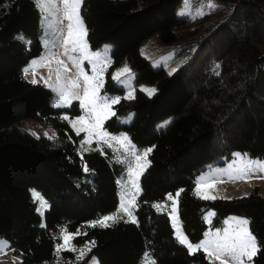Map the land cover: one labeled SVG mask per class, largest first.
I'll use <instances>...</instances> for the list:
<instances>
[{
  "label": "trees",
  "instance_id": "trees-1",
  "mask_svg": "<svg viewBox=\"0 0 264 264\" xmlns=\"http://www.w3.org/2000/svg\"><path fill=\"white\" fill-rule=\"evenodd\" d=\"M80 12L90 49L110 45L100 95L120 97L102 128L125 133L133 152L83 143L64 118L80 115L78 103L52 107L51 91L24 78V66L42 52L40 12L33 0H0V239L19 264H89L93 257L97 264H210L201 250L180 245L166 213L154 208L179 192L177 216L189 242L202 238L208 211L211 228L242 217L259 247L251 264H264V191L252 187L231 199L193 193L196 177L233 153L264 159V0H83ZM154 38L165 47L151 64L140 49ZM121 66L134 85L155 92L135 89L124 99L110 78ZM25 121L53 136H34L20 128ZM148 148L132 223L118 211L119 191L125 196L134 158ZM113 214L121 218L108 227L91 226ZM63 229L80 233L71 244L85 250L81 259L79 251L55 255Z\"/></svg>",
  "mask_w": 264,
  "mask_h": 264
},
{
  "label": "snow or ice",
  "instance_id": "snow-or-ice-1",
  "mask_svg": "<svg viewBox=\"0 0 264 264\" xmlns=\"http://www.w3.org/2000/svg\"><path fill=\"white\" fill-rule=\"evenodd\" d=\"M33 2L39 10L45 13V15L43 16L42 25L46 29L45 35H47V29H51L53 33L58 32L63 35V39L60 44L63 49V55L72 62V65L77 70L75 78L71 81L73 88L80 87L79 80L81 77L84 81L82 96L79 93H70L63 88H54L53 91L56 92L59 97V101L57 102V104L69 105L72 100H79L81 107L84 108L88 113L89 119L86 120L84 116H80L76 121L71 122L72 127L76 130L77 134H79L81 131H85L88 133V139L86 141L87 143H91V137L93 136V134H95L100 139H104V137H106L108 133L102 131L103 121L107 119L109 115H116V113L112 111V105L119 103L120 97H101L99 95V90L101 87H103L102 74L106 65L97 68V65L100 63L99 54L89 53L87 40L85 39L88 34L87 28L84 25V21L80 12L83 0H33ZM58 3L62 6L63 13L62 18L59 21L56 19V13L61 11V8L57 6ZM209 7L214 8L216 6L210 4ZM49 17H52V19H49ZM64 20L68 21L66 25V34H64L65 28H56V24H62ZM17 38L22 40L23 36L21 35ZM44 45L45 47H47L49 45V40L45 39ZM75 52H79L82 59H87L90 63H92L93 74L91 76H89L88 73L85 72L82 68V60L72 55V53ZM52 55L54 57L56 56L55 53H53ZM41 59L44 60L47 59V57H42ZM56 63L60 66L56 69L57 80H59L61 68L65 72L69 71V68L65 61L62 59L57 58ZM36 65L37 61L33 60L32 67L34 68ZM216 67L218 68L219 65H217ZM28 71V68L24 69L25 73H27ZM173 71H175V69H173ZM128 72H130V69L125 66L113 76V79L118 80L123 73ZM216 75H219V72H216ZM36 82L37 81L35 79L31 81V83ZM142 90L147 91L149 95L155 92V89ZM127 98H131V95L129 94V97ZM66 118L67 117H65V119ZM167 123L168 121L165 122V125ZM77 125L80 126L77 127ZM165 125H161V127ZM123 140L127 141L128 137L124 136ZM151 151L152 148H148L144 151L143 156H136L137 168L147 165L148 162L145 158ZM233 156L237 159L233 161V164H230L228 166L229 171L226 174L229 179H251V173L254 170L264 172V160L247 159V153H234ZM142 159H145L144 165H141L140 163ZM233 165L238 166L234 168ZM136 174L139 175V173ZM258 178L264 179V176ZM208 181V177L201 176L196 185L195 194L201 196V198L203 199H216L215 196L209 195L207 193H202L200 191L202 184H208ZM133 183L134 186H136L135 181ZM208 186L212 185L208 184ZM176 196H179V192L176 193ZM33 198L34 200L40 201L41 207H47V202L44 201L43 198L40 197V195L35 191H33ZM168 199L173 200V196L169 194ZM131 204L134 205V200L131 202ZM156 207L158 210L160 209V205H156ZM40 210L41 208H37L38 212ZM118 211L124 212L129 217L132 223H137L136 218L129 210V206H126L123 200ZM209 215H214V213H209ZM120 218L121 217H118L116 214H113L112 216H104L101 219L92 222L91 226L94 227L99 224L101 227H108L109 225L106 223L107 221L115 222ZM172 219L174 222L177 221L175 202L173 203L172 207ZM230 220L234 221L237 227L233 228L231 227V225H229L228 228L218 229L215 233L206 232L204 234L205 238L195 244L189 242L187 236L183 234L176 223H174V227H176V235L179 239V242L182 245H186L189 253L193 254L196 251L203 250L206 253L207 258H209L210 264L213 259L219 261V264H245V259L250 262L257 251H259V247L256 237L248 229L249 221L242 218H230ZM79 234V232L74 234L68 233L67 229H63L61 231L63 243H57L55 255H59L61 250L79 251L80 255L77 257V259H81L85 255V250L77 249L71 244L74 236ZM7 243V241L0 240V248L6 247ZM90 243L93 246L95 244L94 241H91ZM88 250L90 251L91 249L88 248ZM148 255L149 254L145 253V256ZM93 259L95 258L93 257ZM142 264H156V262L155 260H150L147 262H142Z\"/></svg>",
  "mask_w": 264,
  "mask_h": 264
},
{
  "label": "rangeland",
  "instance_id": "rangeland-1",
  "mask_svg": "<svg viewBox=\"0 0 264 264\" xmlns=\"http://www.w3.org/2000/svg\"><path fill=\"white\" fill-rule=\"evenodd\" d=\"M57 6L61 8V11L56 13V19L59 21L62 18L63 13H62V6L59 5V3ZM39 12H40V25H41L40 44L42 47V52H41L39 57L31 59L24 66V68H23L24 78L30 83L33 79H35L37 81L36 82L37 84H41L45 88H47L48 90L51 91V93H52L51 106L52 107H68L73 101H76L78 103L80 110H81L80 115L75 117V118H68L67 117L65 119L69 128L75 134H77L76 130L72 127L71 122L76 121L77 118L80 116H84L85 119L88 120L89 119L88 113L86 112V110L84 108L81 107L79 100L74 99L71 101V103L69 105H63V104L58 105L57 102L59 101V97H58L57 93L53 91V89L54 88H63V89H66L70 93H79L82 96L83 95L84 81H83V78L81 77L79 80L80 87L79 88H73L71 81L75 78L77 70L72 65V62L69 61L68 58L63 55V49L60 46L61 41L63 39V35L58 33V32L53 33V31L51 29H47V35H45L46 29H45V27L42 26L43 25V16L45 15V13H43L41 10H39ZM49 19H52V17H49ZM67 23H68L67 20H64L62 24L57 23L56 28L57 29L62 28V27L65 28L64 34H66ZM45 39L49 40V45L47 47H45V45H44ZM163 47H165V46H162L161 44H159L157 39L154 38L153 40H150L146 44L142 45V47L140 49V54L148 60L154 59L153 61H151V64H153V62L155 60H156V62H158L159 58H161L159 56L160 55V49L162 50ZM88 50H89L90 54L91 53H98L99 54L100 63L97 65V68L103 67L104 65L107 66L108 56H109V51H110V45H102L97 50L96 49L92 50L88 46ZM53 53L56 54L55 57L52 55ZM72 55H74L77 58H80L82 60V63H81L82 68L84 69L85 72L88 73L89 76H91L93 74L92 73V63H90L89 60H87V59H82L80 57L79 52L72 53ZM42 57H47V59L42 60L41 59ZM57 58L64 60L65 63L68 65V68H69V71H67V72L63 71V69L61 68L59 80H57V72H56V69L58 67H60L56 63ZM33 60L37 61V65L34 68L32 67V61ZM124 67L125 66H121L120 68H117L110 73V78L114 82L115 86L123 89L122 97L124 99H130V98H127V97H129V94H130L131 98H132L135 89H138L139 91H142L143 93H145L146 95L149 96L148 92L143 91L142 89H154V88L150 85H145V84L134 85V83H133V77L134 76H133V73L131 71L128 73H123L119 77L118 80L113 79V76ZM25 68L29 69V71L27 73L24 72ZM105 69H106V67L104 68L103 74L105 72ZM103 74H102V79L104 76ZM99 95H100V90H99ZM101 97H105V95H102ZM112 111H113V105H112ZM111 116L112 115H109V117H111ZM107 119H105L103 121V124ZM128 120H129V116L125 117V118H121V121L123 123H126ZM79 126L80 125H77V127H79ZM20 128H22L23 130H25L31 134L35 133V134H33L34 136H44L47 138H50L53 136V131L50 128H48L46 126H40V125L33 123L31 121L22 122L20 124ZM102 131L106 132L105 130H103V128H102ZM45 134H47V135H45ZM79 134H81L83 136V140H82L83 143L88 144L86 142L88 139V133L85 131H81ZM124 136H126V134L123 132H120L118 135H113V134L108 133V135L106 137H104V139H100L95 134H93V136L91 137V142L102 141V142H106V143H113V144L117 145L118 147H120L122 150H124L126 153L131 154L133 152L132 151L133 150L132 149V143L130 142L129 139L127 141H124L123 140ZM113 138H115V139H113ZM233 154H232V158L230 160L224 162L222 165L210 167V168L206 169L205 171L201 172L196 177V180L194 183V188H193V193L196 197L201 198V196H198L195 194L196 193V185H197L198 181L200 180L201 176L208 177L209 178L208 184H211L212 186H208V184H202L200 191L202 193H207L209 195L215 196L216 198H222V199L240 198V197L247 195L248 191L252 187H258L261 191H264V179L258 178V177L264 176V172H260L259 170H254L251 173V176H252L251 179L231 180L228 178V176L226 174L229 171L228 166L230 164H233V161L237 159L236 157L233 156ZM140 156H143V154ZM134 159L136 161V158H134ZM145 159H142L140 161L141 165H144ZM247 159L264 160V159H253V158H249L248 156H247ZM146 166L137 168V161H136V168L134 167L135 169L128 173L129 174L128 175V182H127L128 187L126 185L124 186L125 187L124 188L125 196H120L121 193L119 191V206H120L122 200L123 201L125 200L126 202H128V204L126 206H129V210H130L131 202L133 200H135L137 195L139 194V189L137 187L139 176L142 173V171L145 169ZM237 166L238 165H233L234 168ZM136 173H139V175H137ZM134 181H135L136 186H134V183H133ZM176 193H178V192H176ZM176 193L173 195V200H169L168 196H166V201L164 203L156 204V205H160L159 210L157 209L156 205H154V208L158 212L164 211L166 213L169 225L172 229L173 237L175 238V240L180 245H182L179 242V239L176 235V227H174V223H176L178 225V227L180 228L179 220H178V216H177V209H176L177 221L174 222L172 219V207H173L174 202H175V206H176V197H177ZM201 199H203V198H201ZM209 213H213V212L208 211L203 216V221L206 224L207 228H206L205 232L203 233V236L200 240L205 238L204 234L206 232L207 233H215L216 230L228 228L229 225H231V227H233V228L237 227L235 222L230 220V218H242V217H237V216H228L222 221V224L219 228H211V227H209V224H210V221H211L213 215L210 216ZM242 219H245V218H242ZM0 240H3V239H0ZM62 243H63V239H62ZM182 246L185 247L187 249V251L189 252L186 245H182ZM201 251L204 253V255L206 256V259L209 261V258H207L206 253L203 250H201ZM0 264H19V257L14 255L12 253V251L8 249V243H7L6 247L0 248ZM89 264H97V262L94 259H92ZM211 264H219V261H216L215 259H213L211 261ZM245 264H251V261L249 262L245 259Z\"/></svg>",
  "mask_w": 264,
  "mask_h": 264
}]
</instances>
